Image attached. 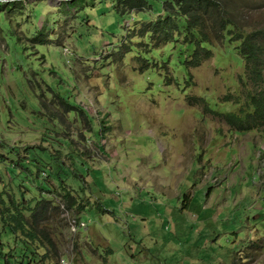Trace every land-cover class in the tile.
Returning <instances> with one entry per match:
<instances>
[{
  "label": "rangeland",
  "instance_id": "1",
  "mask_svg": "<svg viewBox=\"0 0 264 264\" xmlns=\"http://www.w3.org/2000/svg\"><path fill=\"white\" fill-rule=\"evenodd\" d=\"M124 1L0 0V264H264V127L207 109L252 89L236 41L186 63L183 35L143 31L165 0ZM229 6L264 29V0ZM41 198L25 244L1 210Z\"/></svg>",
  "mask_w": 264,
  "mask_h": 264
},
{
  "label": "trees",
  "instance_id": "2",
  "mask_svg": "<svg viewBox=\"0 0 264 264\" xmlns=\"http://www.w3.org/2000/svg\"><path fill=\"white\" fill-rule=\"evenodd\" d=\"M232 0H165L163 13L155 21L147 23L143 31L150 33L157 41H177L183 35V44L190 45L192 52L186 63L198 65L201 57L208 58L213 46L211 36L216 40L236 41L235 48L244 62L246 81L252 85L246 100L236 111L218 112L235 130L248 131L264 127V29L258 28L245 32L235 21L233 9L229 6ZM235 1V0H234ZM130 8L144 7L145 2L137 0L135 3L124 1ZM213 39V40H214ZM214 40V41H215ZM228 42V41H227ZM209 46V47H208ZM244 82L242 77L240 78ZM64 189V187L62 186ZM67 207L76 202L69 190L63 194ZM14 211L6 215L1 210L3 224L20 235L25 244L36 242L43 244V237H47L41 229L40 223L48 218L49 200L41 198L30 207L29 218L24 215L23 206L13 205ZM87 202H80L78 212L83 211ZM47 253V252H46Z\"/></svg>",
  "mask_w": 264,
  "mask_h": 264
},
{
  "label": "built area",
  "instance_id": "3",
  "mask_svg": "<svg viewBox=\"0 0 264 264\" xmlns=\"http://www.w3.org/2000/svg\"><path fill=\"white\" fill-rule=\"evenodd\" d=\"M87 224H88V222H85V221L82 220V219L76 220V221L74 222V226H75L74 231H75L76 229H84V228L87 226ZM62 263H63V264H69V263H68L67 261H65V260H63Z\"/></svg>",
  "mask_w": 264,
  "mask_h": 264
}]
</instances>
